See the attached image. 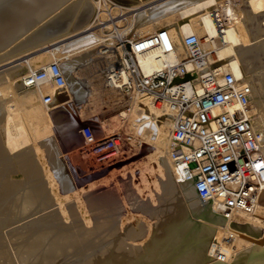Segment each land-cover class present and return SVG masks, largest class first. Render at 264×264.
<instances>
[{"label":"bare ground","instance_id":"1","mask_svg":"<svg viewBox=\"0 0 264 264\" xmlns=\"http://www.w3.org/2000/svg\"><path fill=\"white\" fill-rule=\"evenodd\" d=\"M232 5L223 0H0V63L19 60L32 49L46 54L40 60L23 59L0 71V264H205L207 258L212 260L206 264H264V184L252 212L228 211L218 200L201 199L194 180L182 177L186 168L171 160L169 139L175 113L166 100L145 91L124 95L104 79V65L112 56V49L108 53L105 49L113 47L115 37L121 34L142 37L159 28L167 29L177 47L170 62L184 55L179 44L182 36L196 34L206 50L212 49L210 67L201 69L199 77L188 74L175 81L169 92L191 97L195 90H202L201 79L220 82L224 72H232L250 88V119L259 134L257 158L264 167L260 37L251 26V13L241 8L238 15ZM258 5L264 9L263 3ZM122 23H126L124 28ZM98 26V31L94 30ZM138 60L146 73L158 67L152 54ZM51 62L57 63L63 86L25 85L23 79L28 74L47 69ZM85 65L99 67L104 96L114 95V90L128 102L107 119L109 125L112 120L127 122L130 138L151 146L150 157L156 161L166 157L162 176L165 179L169 175L171 180L166 191L170 200L156 213L165 223L169 218L183 221V238L162 232L159 224V235L137 245L142 238L139 225L119 227L121 220L102 209L94 195L89 204L92 221L70 207V217L53 215L60 201L58 194L73 190L75 182L59 161L54 162L50 174L42 168L38 150L43 149L52 161L60 160L56 131L63 125L53 115H73L81 101L94 94L92 84L79 74ZM45 93L52 95L50 104L43 103ZM175 192L181 202L173 199ZM154 206L149 205V210ZM173 209L179 211L171 218ZM210 234L213 239L206 248ZM246 235L259 240H248ZM201 237L205 240L199 245L182 248Z\"/></svg>","mask_w":264,"mask_h":264},{"label":"built area","instance_id":"2","mask_svg":"<svg viewBox=\"0 0 264 264\" xmlns=\"http://www.w3.org/2000/svg\"><path fill=\"white\" fill-rule=\"evenodd\" d=\"M179 44L184 55L170 62L177 47L165 28L142 37L130 38L126 33L115 37L114 46L105 49V53L112 49L103 68L105 82L128 96L140 91L162 96L175 113L169 148L173 163L186 168L182 177L194 180L195 192L201 199L218 200L228 211L252 212L264 184V167L257 158L259 134L250 119V88L226 71L220 82L198 81L202 90H195L191 97L173 96L169 92L171 85L188 74L199 77L201 69H209L212 54V49L206 50L194 33L183 35ZM145 54H152L158 65L147 73L138 60ZM23 80L27 86L64 85L55 62ZM42 99L44 104H50L52 95L45 93ZM80 134L85 151L104 159L116 154L126 133L117 131L97 139L92 128L83 125ZM125 137L131 140L129 134Z\"/></svg>","mask_w":264,"mask_h":264},{"label":"rangeland","instance_id":"3","mask_svg":"<svg viewBox=\"0 0 264 264\" xmlns=\"http://www.w3.org/2000/svg\"><path fill=\"white\" fill-rule=\"evenodd\" d=\"M223 1L224 3L231 1L234 5L233 8H236L235 11L238 15L241 12V8H244L245 10L247 9L246 11L251 13V26L260 37L258 46L260 49L258 61L264 60V9L260 10V8H258V4H264V0ZM257 17H260V21ZM106 23L109 24L111 22ZM261 23L263 27H261ZM125 24L126 23H122L121 26L124 28ZM99 27L101 26L94 28V30H97ZM33 50L34 49L27 51V55L22 56V58L14 62L0 63V71L23 59H30L32 62L40 60V57L43 58L46 56L43 50H35L34 52H31ZM34 58L36 60H34ZM90 66L91 65H85L82 67L83 69L79 70V74L83 80L92 84L94 94L90 96L88 100L81 101V105L79 104V107L77 108L79 112L76 110L73 115L64 112H56L53 115V118L58 120L60 124L63 125L62 129L59 128V130L56 131V139L61 153V156H58V159L60 158V160L52 161L47 158L48 156L45 154L46 152L43 149L39 148L38 150V155L41 160L40 165L42 168L50 174L53 170L52 167L55 164L54 162L59 161L67 166L68 172H71L75 182V187L70 192L64 193L60 191L58 194L60 201L54 206V208L57 209V212L53 215L60 218H64L66 216L70 217V207L73 208L75 213L80 217L85 219L88 218L87 220L92 221L90 218L92 212L89 204L90 199L94 195L100 199V206L102 205V209L106 208L105 211H108L111 215L113 214L112 216L118 218L119 221L121 220L119 227L126 226L128 224H131L132 226L139 225L141 231L140 237L142 238H139L138 242L136 241L137 245H142L153 235H159V224L162 232L165 230L170 235L183 238L186 226L183 221L169 218V220L167 219V223H165L164 218L161 219V217H159L156 213V209H159L162 206V203H166L170 200L166 198V191L171 188V185L168 184L170 183L168 181L171 180H169V175L168 177L165 175V179H163L162 176L164 168L167 165L166 157H162L156 161L154 158L150 157L151 146L149 144L141 143L136 138H131L130 141L126 140L125 136L129 132L127 122L122 123L120 120H112L109 125L107 119H110L111 115L126 107L128 102L121 96L117 95V92L114 90H111L114 95H109V97H106L107 95L104 96L105 89L103 90V79L97 70L99 67L92 68ZM103 120L104 122H102ZM103 124H106L105 126L110 128L108 130H104L105 128ZM83 125H89L97 139L103 138L107 134V131H111L110 134L117 131L126 134H123L121 145L119 146L116 154L104 159H98L96 156L85 151L83 139L80 134V130ZM116 128L118 130H114ZM159 163L161 166H159ZM53 191L55 192V189ZM175 196L178 197V193L175 192L172 197L175 199L176 203L181 202V200H176ZM149 205L155 206L149 210ZM179 209H173L175 212L172 211L171 213L173 214L170 215V217L174 218ZM260 210L261 209L259 207L257 211L259 212ZM198 221L195 222L199 223ZM200 221L202 222L203 220ZM261 229L264 231L262 227ZM262 237L263 235H260V238ZM245 238L254 242L259 240V238L250 237V235H246ZM212 239V234L206 237V248H208ZM204 240L205 237L192 240L186 243L187 245H183L186 247L182 248L185 250V248L190 246L195 247ZM211 260L212 259L207 258L204 263H209Z\"/></svg>","mask_w":264,"mask_h":264},{"label":"crops","instance_id":"4","mask_svg":"<svg viewBox=\"0 0 264 264\" xmlns=\"http://www.w3.org/2000/svg\"><path fill=\"white\" fill-rule=\"evenodd\" d=\"M33 52H34V51H33ZM104 120H105V119H104ZM104 120H103L102 122H104ZM105 125H106V124H105ZM105 125L103 124V126H104V128H105L104 130H108L110 127H106ZM110 132H111V131H107V134H110Z\"/></svg>","mask_w":264,"mask_h":264}]
</instances>
